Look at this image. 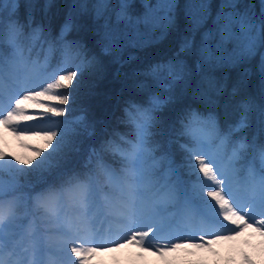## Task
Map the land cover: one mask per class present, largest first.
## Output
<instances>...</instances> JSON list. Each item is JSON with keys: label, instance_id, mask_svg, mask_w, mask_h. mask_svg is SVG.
I'll return each mask as SVG.
<instances>
[{"label": "snow or ice", "instance_id": "6c2138e0", "mask_svg": "<svg viewBox=\"0 0 264 264\" xmlns=\"http://www.w3.org/2000/svg\"><path fill=\"white\" fill-rule=\"evenodd\" d=\"M143 3L145 13L133 22L130 0H119L117 21H128L132 31L105 22V55L143 46L139 24L148 33L162 28L163 38L175 23L178 0ZM72 7L87 10V0H74ZM92 7L99 19L112 5L95 0ZM254 7L220 0L213 16L211 0H185L190 35L182 38L177 57L194 49L201 74L259 57L264 83V0L259 16ZM17 11L18 0H0V264H90L101 252L128 246L176 264L180 251L219 258L215 246L224 244L229 246L224 264H235L237 256L240 264H255L243 246L264 254V144L232 137L247 126L248 105H241L245 113L228 133L193 110L179 120L173 138L161 143L155 139L157 113L171 97L151 96L148 107L130 104L138 117L134 136L116 133L91 147L82 165L70 166L69 134L78 126L91 137L94 128L83 114L73 121L60 118L72 95L67 90L96 57L67 39L75 27L71 13L53 36L33 27L31 17L21 23ZM38 43L47 45L43 59L31 56ZM56 51L62 58L53 66ZM161 72L170 81L161 87L171 90L184 79L185 62L152 65L145 75ZM241 75L250 76L251 69ZM5 134L23 154L10 150ZM173 144L183 153L179 165L171 155ZM252 236L258 245H250Z\"/></svg>", "mask_w": 264, "mask_h": 264}, {"label": "trees", "instance_id": "16d2710c", "mask_svg": "<svg viewBox=\"0 0 264 264\" xmlns=\"http://www.w3.org/2000/svg\"><path fill=\"white\" fill-rule=\"evenodd\" d=\"M150 2L155 4L156 0ZM211 2L214 16L220 0ZM73 3L74 0H18L17 11L21 23H26L28 17H31L33 27L42 26L53 36L59 34L71 13L75 27L67 39L79 41L89 57H96L93 66L85 68L83 75L77 77L79 83L67 90L72 95L69 104L64 106L67 110L66 116L60 118L73 121L83 114L89 127L94 128V135L91 137L78 126L76 132L69 134L67 150L70 166L82 165L91 147L98 146L105 139L112 138L114 134L129 135L131 125L128 123L125 109L132 111L130 104L148 107L149 98L155 95L162 99L166 96L171 97L166 106L157 113L160 123L155 139L161 143H167L173 138V129L179 127V120L193 110L203 118H214L220 130L228 133L240 122L242 114L245 113L241 105L246 103L247 126L239 132L232 133V137L234 140L246 139L250 144H264V83L257 67L259 57L247 64L216 68L206 74L197 71V56L194 49L191 53H181L177 57L182 38L190 35L187 31L189 22L184 13L185 0H178L175 23L168 28L163 38L162 28H156L148 33L144 25L139 24L137 27L142 34L139 39L145 42L144 45H126L120 52L109 55L102 51L105 43L103 27L105 22L110 28L132 31L128 21H117L119 0H110L112 7L99 19L96 18L92 7L95 0H87V10L74 9ZM241 3L254 5L253 11L259 16L260 0H241ZM145 11L143 0H130L128 15L133 22L142 17ZM210 26L209 21L206 27ZM199 40L200 35L197 34L196 43H199ZM46 54L47 45L42 48L38 43L31 56L43 59ZM61 58L60 51L54 52L51 55L52 65L56 66ZM175 59L185 62L186 75L183 80L176 82L171 90L166 91L161 87V84L170 82L166 78V72H161L158 77L145 75L152 65ZM245 68L251 69V75L248 77L241 75ZM233 89L236 91L233 92ZM17 149L18 155L20 149ZM171 155L177 165L181 164L183 153L177 144L172 145ZM215 248L219 258L204 252L186 255L184 251H180L174 254L176 264L188 262L197 264V261L201 264H212V261L217 259L219 264H224L223 258L228 255L229 246L216 245ZM253 249L250 246H243V251L253 258L255 264H261L262 261L259 259L264 260V254L259 252V248ZM235 264H240L239 256Z\"/></svg>", "mask_w": 264, "mask_h": 264}, {"label": "rangeland", "instance_id": "374dc122", "mask_svg": "<svg viewBox=\"0 0 264 264\" xmlns=\"http://www.w3.org/2000/svg\"><path fill=\"white\" fill-rule=\"evenodd\" d=\"M5 139H7L9 142L10 150L13 152L15 150V153L17 154V148H19V146L15 139L11 136H7L6 134ZM19 149L20 153L18 155L23 154V150L21 148ZM244 236L247 237L248 233L246 232ZM250 243L258 245L259 238L256 236H252L250 238ZM259 252H261L260 249ZM259 260L264 261L263 259ZM90 264H163V261L160 260V258L154 255H150L148 253H144L141 255L139 254V249L128 246L119 249H114L110 252H101L100 254L92 258Z\"/></svg>", "mask_w": 264, "mask_h": 264}, {"label": "clouds", "instance_id": "9594fccd", "mask_svg": "<svg viewBox=\"0 0 264 264\" xmlns=\"http://www.w3.org/2000/svg\"><path fill=\"white\" fill-rule=\"evenodd\" d=\"M126 115L128 116V123L131 125V132H130V136H134L135 132H136V123H137V114L136 113H126Z\"/></svg>", "mask_w": 264, "mask_h": 264}]
</instances>
